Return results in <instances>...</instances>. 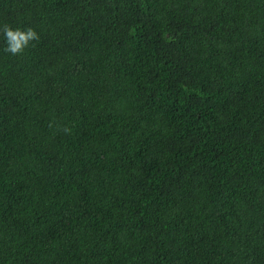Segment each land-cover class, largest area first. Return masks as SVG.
<instances>
[{
	"label": "trees",
	"instance_id": "trees-1",
	"mask_svg": "<svg viewBox=\"0 0 264 264\" xmlns=\"http://www.w3.org/2000/svg\"><path fill=\"white\" fill-rule=\"evenodd\" d=\"M0 264H264V0H0Z\"/></svg>",
	"mask_w": 264,
	"mask_h": 264
},
{
	"label": "clouds",
	"instance_id": "clouds-1",
	"mask_svg": "<svg viewBox=\"0 0 264 264\" xmlns=\"http://www.w3.org/2000/svg\"><path fill=\"white\" fill-rule=\"evenodd\" d=\"M0 33L3 34L6 44L4 51L13 56L22 55L28 47L35 46L34 41L38 42L40 39L39 34L31 27L21 30L4 24L0 27Z\"/></svg>",
	"mask_w": 264,
	"mask_h": 264
}]
</instances>
